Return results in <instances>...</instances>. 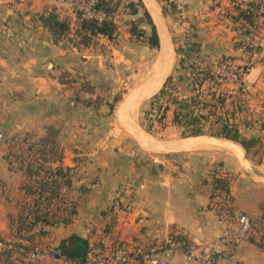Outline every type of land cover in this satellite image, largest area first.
Returning a JSON list of instances; mask_svg holds the SVG:
<instances>
[{"label":"crops","instance_id":"1","mask_svg":"<svg viewBox=\"0 0 264 264\" xmlns=\"http://www.w3.org/2000/svg\"><path fill=\"white\" fill-rule=\"evenodd\" d=\"M54 1L0 0V93L3 90L17 92H11L12 96L6 95L10 97L7 98L6 113L13 114L17 110V122L21 125L16 126L24 131L31 130L39 118L43 127L53 122L58 103L59 88L53 86L55 80L37 71L42 60L41 50L53 46L47 43L48 38L45 37L47 40L44 41L39 34L45 28L39 22L38 15L51 10L53 6L50 5ZM140 1L155 26L159 48L153 64L143 65L146 73L133 93L128 91L118 101L117 114L136 102L133 97L143 100L151 95L161 87L169 74H172L170 80L176 88L173 99H185L189 95L184 78L187 73L181 68L191 58L192 52L205 44L201 40L202 32L207 29L203 17L223 13L229 8L228 0ZM73 15L70 9L65 13V16ZM175 16L182 18L181 26H186L191 35L193 30L196 32L186 48L182 47L177 66L172 65L168 31L171 21L181 20H174ZM185 17L191 20H184ZM262 19L264 17L259 21ZM198 32H201L200 35H197ZM44 42L46 45H43ZM257 43L258 51L247 55L232 46L223 51L213 40L214 46L222 50L235 65L248 67L244 75L248 92L233 90L228 97L229 102L238 108L232 119L233 135L247 144L245 151L238 142H231L242 158L231 150L208 145L193 147L207 150L201 155H65L62 165L70 167L72 172L70 194L76 200V216L67 225L44 227L48 233L35 237L33 242L54 247L71 233L94 241L102 228L108 226L114 238L124 243L159 244L171 235L183 239L185 242L182 243L188 249L217 243L219 237L236 235L238 230L232 221L219 223L211 209L209 191L212 170L218 176L228 177L231 208L234 212L259 215V205L264 198V183L253 177V171L264 174V131L261 129L264 110L257 106L264 99V29H261ZM12 63L19 66L13 71H7ZM26 65L29 67L26 68ZM5 81L13 83L8 85ZM146 82L148 87L141 93V97H137L135 94H140L138 89ZM166 102L169 106H165L161 99L153 100L149 103L150 113L147 114L152 118L149 120L152 127H156L160 121L166 124L159 132L164 135L163 144H170L173 150H188L175 147L185 139L199 136L225 140L208 134L179 138L178 132L182 128L172 124L173 103L170 100ZM71 108L67 110L71 112ZM180 109L188 127H208L212 131L216 129L217 124L212 120L204 125L199 124L201 122L197 120V113L191 106L184 104ZM80 111L90 112L88 107L80 108ZM0 157L4 160L2 155ZM19 178V173L7 167L0 171V239L3 241L13 239L8 219L16 214L18 200L21 198V192L17 189ZM3 248L0 245V251ZM222 248V245H215L217 251ZM166 264L188 263L179 248L167 258ZM214 264H264V253L256 244L241 240L230 255L218 256Z\"/></svg>","mask_w":264,"mask_h":264},{"label":"rangeland","instance_id":"2","mask_svg":"<svg viewBox=\"0 0 264 264\" xmlns=\"http://www.w3.org/2000/svg\"><path fill=\"white\" fill-rule=\"evenodd\" d=\"M119 1V5L113 16L114 24L116 25L114 40L110 41L101 36H97L89 39L86 46L79 44L81 33L78 29L79 20L75 14L76 10L60 4L58 0H55L50 5L53 6L50 7L51 10L57 12L56 14L61 19H66L69 25V34L56 40L52 39L51 34L46 29L39 32L42 40L46 41V37L48 38L47 43L53 44L51 48H47L46 46V50L44 48L41 50L42 60L37 67V71L41 75H49L52 77L55 80L53 86L59 88L58 103L54 110V118H52L53 122L49 124L57 131V149L63 157L65 155L120 154L201 155L203 151H207L205 148L173 150L170 144H163L162 140L164 135L159 132H161V129L166 124L160 125L163 123L162 121L156 123V127H152V123L149 121L152 118L147 116L150 113L149 103L154 100L161 87L143 100L133 97L134 100L136 99V102L130 107L123 108L117 114L116 107L118 101L128 91L133 93L134 88L142 81L146 73L144 66L153 64L154 56L159 48V45L157 48H149L129 34V22L141 14V9L137 6L138 13L131 15L128 13L129 10L123 7L127 0ZM133 1L135 2V0ZM69 9L74 13L73 16H65V13L69 12ZM178 18L181 20L177 21L176 19ZM185 19L187 21L191 20V18L186 17ZM174 20L176 21L169 23L168 31L172 65L177 66L176 62L180 57L182 47L186 48L185 46L191 41V37L193 35L196 36V32L193 30L191 35L186 26H181L182 18L180 16H175ZM203 20L207 22V26H205L207 29L202 32L203 36L200 38L205 44L194 50L191 58L181 68L187 73L184 74L186 89H188L189 77L194 68H209L213 63L224 59V57H228L225 56L222 50L225 51L230 46L238 48L234 45L240 39L238 29H236L235 24L225 17L224 13L219 12L218 14H213V16L207 15L203 17ZM136 26L144 29L146 33L149 32L148 25L144 20L136 23ZM198 33L197 35H200L201 32ZM213 40L222 49L221 51L214 46ZM245 41L247 40L245 39ZM43 45H46L45 42ZM227 59L224 61H228L232 67L238 66L229 57ZM18 66L12 63L7 67V71H13ZM27 67L29 65H26ZM169 75L168 78L171 79L172 74ZM210 79H207L200 87L197 93V103L209 101L211 95L213 97L221 95L224 99H227L226 101L228 103L230 100L228 97L232 95L233 90L236 92L238 90L240 92H248V84L245 81L244 83L247 88H244L242 85L237 86L231 81H227V83L222 85L210 84ZM10 83H13V81H5V84L9 85ZM11 92L17 93L11 90L1 91L3 95L0 93V156L5 154L8 140L12 135L27 133L28 141H33L43 135L46 127H43L44 125L39 118L31 126V130H20L17 127L21 125V123L17 122V110H14L13 114L10 112L6 113L8 106L7 98H10L6 97V95L12 96L10 95ZM129 95L125 96L124 100ZM113 97L116 98L114 103ZM86 100L94 101L95 103L98 102V105L92 107L91 105L85 106L83 103H79V101L84 102ZM123 102L118 105V110ZM262 103H264V99L257 103L259 109L262 108ZM70 107H73L71 108V112L68 111ZM87 107L89 108V113L80 111V108ZM204 109L206 110V108ZM219 113V116L223 117L220 109ZM102 118L103 120H101ZM212 118L211 116L207 121ZM83 121H86V123ZM207 121L203 122V125ZM172 124L174 123L172 122ZM178 136L179 138H183L187 135L183 130L179 129ZM225 140L230 139L225 138ZM230 142L234 143L232 140ZM4 161L0 157V171L7 167L6 161ZM260 172L253 177L257 181L264 183V174ZM36 245L46 249L52 248V246L44 243H38ZM9 262V264H48L49 261L42 258L30 260L26 255L19 257L15 253H12ZM2 263L7 264L5 262Z\"/></svg>","mask_w":264,"mask_h":264},{"label":"trees","instance_id":"3","mask_svg":"<svg viewBox=\"0 0 264 264\" xmlns=\"http://www.w3.org/2000/svg\"><path fill=\"white\" fill-rule=\"evenodd\" d=\"M119 0H96L93 9L102 14L97 20L92 17H84L80 11L75 12L79 20L78 29L80 30V42L82 46L88 44L89 39L101 36L107 40L113 41L116 34V25L113 16L119 5ZM229 8L223 13L238 29L240 39L235 47L240 48L247 55L256 53L259 49L252 46L245 38H253L258 40L261 29H264V0H228ZM137 6L141 9V14L129 22V34L137 41H141L149 48H157L159 45L158 35L154 24L143 4L140 0H127L123 7L131 15L138 13ZM41 25L51 34L52 39L68 35L69 25L66 19L58 17L55 11L49 10L38 15ZM145 21L148 25L149 32L136 26V23ZM228 57H224L219 61H224ZM228 60V59H227ZM236 67H247L246 65ZM210 68L196 69L191 71L188 81L189 95L185 99H173V93L176 91L175 86L167 77L161 88L159 89L155 99H161L165 102V106H169L166 101H172L173 118L172 122L186 133L187 136L192 134H208L216 137H223L238 142L243 149H247V144L233 135L232 119L237 107L229 103L227 111L223 112L220 117L219 109L224 103L221 95H211V99L205 103H197V93L202 84L210 79ZM90 93V92H89ZM116 98L113 97V103ZM153 101V100H152ZM151 101V102H152ZM85 106L95 107L98 102L84 101ZM189 105L197 113L199 124L207 121L211 116V120L217 124L212 131L208 127H188L184 123L181 105ZM206 108V110L204 109ZM161 123L160 125H163ZM261 129L264 131V113ZM57 131L52 125L45 127L43 135L33 141H28L27 133H17L10 137L5 154L2 155L6 161L7 168L12 172L20 174L17 189L21 192V198L18 200L17 212L14 216L9 217V229L13 239L11 246L9 243L0 251V264L2 262L10 263L9 258L12 253L16 256L24 257L29 249L38 244L33 242L35 237L45 236L48 231L44 227H53L58 225H67L76 216V200L71 196V178L72 172L70 167L62 165L63 155L56 147ZM210 201L217 195H223L231 203V195L228 189L229 179L227 176H218L214 170L210 173ZM2 184L0 183V188ZM232 209V208H231ZM260 213L251 221L254 232L245 234L241 240H248L259 247L264 253V231L258 233L255 227L264 222V198L259 205ZM102 232L111 233L108 226H104ZM113 236V235H112ZM114 237V236H113ZM172 241L179 243L183 252L188 247L183 239L171 235ZM0 241H3L0 239ZM17 241V242H16ZM91 243L86 237H81L75 233L69 234L61 239L56 247L59 254L73 264H85L87 254L90 250ZM218 257L217 253H213V262ZM138 264H143L141 261Z\"/></svg>","mask_w":264,"mask_h":264},{"label":"built area","instance_id":"4","mask_svg":"<svg viewBox=\"0 0 264 264\" xmlns=\"http://www.w3.org/2000/svg\"><path fill=\"white\" fill-rule=\"evenodd\" d=\"M60 4L68 6L73 10L80 11L84 17H92L99 20L102 14L93 9L96 0H58ZM252 46H257V40L253 38H245ZM211 79L210 84L222 85L231 81L234 84L247 86L244 83L243 76L247 72V67H232L228 61H218L210 67ZM224 99V103L220 111L225 112L229 108V104ZM261 105L264 110V103ZM211 209L217 216L219 223L232 221L236 224L238 233L236 235H223L218 238L217 243L203 245L195 249H188L183 252L184 259L188 264H214L213 253H217L220 257L230 255L239 239L245 234L255 231L252 229L251 221L256 216L244 212H234L231 209V203L223 195H217L211 201ZM255 229L260 233L264 231V222L259 223ZM17 242V241H16ZM11 246V241H0V245L5 247ZM222 245V249L217 251L215 245ZM180 248V244L167 238L164 243L139 245L135 243H124L115 239L111 233L100 231L87 254L85 264H138L141 261L143 264H166L167 258L176 249ZM26 256L30 260L47 259L48 264H73L59 254L56 247L41 248L38 245L33 246L27 252Z\"/></svg>","mask_w":264,"mask_h":264},{"label":"bare ground","instance_id":"5","mask_svg":"<svg viewBox=\"0 0 264 264\" xmlns=\"http://www.w3.org/2000/svg\"><path fill=\"white\" fill-rule=\"evenodd\" d=\"M146 87H148V82L144 83L138 89L140 91V94H135V95H137V97H141V93L143 91H145ZM179 144L180 145L175 147L176 149H178V148H180V149H191V148L197 147L199 145L200 146H207V145L208 146H220V147H223L225 149H228V150H231V151L237 153L239 155V157L242 158L241 153L238 151V149L236 148V146L234 144H232L231 142L225 141V140L214 139L212 137L199 136V137L188 138V139L181 141Z\"/></svg>","mask_w":264,"mask_h":264},{"label":"water","instance_id":"6","mask_svg":"<svg viewBox=\"0 0 264 264\" xmlns=\"http://www.w3.org/2000/svg\"><path fill=\"white\" fill-rule=\"evenodd\" d=\"M255 174H257L255 171H253Z\"/></svg>","mask_w":264,"mask_h":264}]
</instances>
